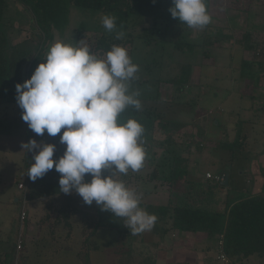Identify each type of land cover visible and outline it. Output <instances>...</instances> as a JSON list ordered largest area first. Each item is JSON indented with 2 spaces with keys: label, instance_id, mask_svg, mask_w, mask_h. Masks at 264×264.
Masks as SVG:
<instances>
[{
  "label": "trees",
  "instance_id": "trees-1",
  "mask_svg": "<svg viewBox=\"0 0 264 264\" xmlns=\"http://www.w3.org/2000/svg\"><path fill=\"white\" fill-rule=\"evenodd\" d=\"M211 1L205 0L209 15ZM236 1L242 0H233ZM13 2L21 5L32 16L38 44L35 47L26 46L36 43L30 39L12 43L5 17L9 5L7 0H0V107L5 109L18 107L15 86L30 79L35 68L46 62V43L53 42L56 30H63L67 26L72 8H82L116 18V30L110 34H100L96 37L94 45L89 46L98 57H103L113 45L125 48L126 44L132 47L134 43H139L152 50L161 51V57L167 59L166 61L156 60L144 65L134 62L131 52L128 51L132 62L145 71L142 77L136 74L138 78L131 82V87L142 90L138 96L140 102H158L161 100L162 86L169 85L171 87L169 102L190 108L193 112L192 119L197 120L199 114H202L201 110H205L201 109L199 104L209 95L200 82L194 85L191 83L194 67H199L202 62L198 64L175 62L172 61V53L195 54L201 50V59H210L221 54L224 44L232 41L242 52L249 53V59L242 57L238 62L236 80L240 82L246 80L255 87L260 72L264 70V42L257 39L258 35L255 32L225 34L223 27L210 24L203 29L189 28L185 23L171 17L169 8L172 7V0H13ZM252 3L247 5L246 11L250 10ZM236 7V11H243L240 5ZM134 16L137 18L134 22L140 18L151 21V27L146 29L144 35H140L137 41L131 38L129 32L134 24L133 22L131 25ZM86 30L83 24L75 30L77 43L86 36ZM117 32L124 33L121 39H116ZM166 49L169 56H165ZM155 66L160 67V70L157 71L158 75L152 76V69ZM246 97L255 100L254 96ZM205 111L207 113L208 109ZM10 119L8 113L0 117V134L9 133L12 123ZM128 119L139 122L145 130L142 137L146 152L143 169H146L147 176L146 179H142L143 184L155 183L163 187L167 193L166 202L162 205L140 201L141 208L157 216L151 231H157L162 237L174 231L206 234L207 239L204 243L208 255L205 264H221L215 262L214 257L210 255L218 250L219 236H222L224 253L235 264H246L252 257L264 258V167L260 168L262 178L260 192L251 194L255 179L249 171L244 172L248 175L251 185L248 189L242 190L241 197L231 200L228 191L230 173H224L228 175L226 187L209 179L203 181L190 179L189 156L193 143L192 140L190 142L178 140L184 137L179 135L180 132L193 124L192 122L167 120L164 113L144 107L142 103L140 110L126 108L120 114L119 122L126 123ZM235 131L233 142L220 141L217 145L218 149L230 152V164L237 159V154L243 152L247 141V136L243 135L242 121L237 123ZM62 132L63 129L61 133L52 137L45 131L40 137L41 145L55 146L54 161L63 156L66 148V145L60 143ZM155 148L160 151L159 154L153 151ZM197 150H200L199 146ZM259 155H264V147L258 152L249 153L247 161L250 162ZM33 156L27 157L26 161L28 202H43L46 210H50L46 219L53 215L54 223L68 230L72 228L73 218H78L84 236L82 251L78 256L82 258L84 264L89 262L88 250H98V244L93 238L102 229L113 230L116 234V238L110 242L111 251L117 257L114 264H154L151 259L140 262L132 260L133 245L139 241L141 235L132 234L125 218L116 217L110 211H102L101 206L95 202L92 205L85 204L75 191L70 194L61 192L58 183L61 174L55 171V166L42 178L30 180L27 174L34 163ZM106 175L110 173L103 171L102 177ZM121 175L128 177L129 180H140L136 179L138 177L134 178L135 174ZM90 180L91 176L86 174L85 182ZM53 209H56V214ZM6 260L7 256L4 254L3 264H7ZM2 261L0 259V262Z\"/></svg>",
  "mask_w": 264,
  "mask_h": 264
},
{
  "label": "rangeland",
  "instance_id": "rangeland-1",
  "mask_svg": "<svg viewBox=\"0 0 264 264\" xmlns=\"http://www.w3.org/2000/svg\"><path fill=\"white\" fill-rule=\"evenodd\" d=\"M252 1L253 0H242L241 2H233V0H214L211 1V6L214 8L217 7V9H219L218 12H221L220 14L223 13L226 15V18H229L233 17V15H237V11L235 10L237 9L236 6L240 5L244 11L246 6L252 3ZM7 3L9 5V10H7L5 17L8 23L7 26L9 25L7 32L11 36L12 43H18L23 39H30L36 43L28 44L26 46L35 47L38 44V39H36L38 35L35 31V24L32 16L21 5L14 4L13 0H7ZM103 16L104 14L102 13H92L82 8H72L67 26L63 30H56L54 32L53 42L46 43L45 56L47 55L50 46L57 41L65 44H72L73 46H77L79 42L83 41L84 44L91 46L94 45L93 43L96 37L100 34L113 33L114 31L108 32L103 27ZM216 16H218V13ZM243 17L244 16H242V19H244ZM135 19H137L135 16L132 17L133 21H131V25ZM81 24L87 29L86 36L77 43L75 30ZM150 27L151 21L140 18V20L135 21L129 29L131 38L134 41H137L140 35H144V31ZM232 27L238 29L235 24H233ZM125 48L127 49V52H131L132 59L137 64L144 65L153 63L156 60H167L162 59L161 51L152 50L139 43H134L132 47H130V44H126ZM165 52V56H169L168 49H166ZM200 52L201 50L199 53L196 52L195 54L174 52L172 53L171 58L172 61L175 62H188L195 64L202 62L199 67H194V76L192 75L191 83L194 85L200 82L208 94L211 92L212 95H207L203 98L199 106L201 109L206 110V107L211 106V102L213 104H222L225 102L224 106L221 107L224 118L226 119V127L221 125L220 127H211V121L215 118L213 114H211V111L206 113L205 110H201L202 114H199L197 120L195 118L192 119L193 112L190 108L169 102V95L171 92V87L169 85L162 86L160 101H142L141 103L144 107L152 108L157 112L164 113L167 120L193 123L180 132L179 135L184 137L181 139L177 138L179 139L178 141L190 142V140H192L193 143L192 152L189 156L190 179L193 181H203L207 179L205 176L206 173L217 175L218 173L224 174L225 172H228L233 180L238 176V178L235 179L237 184H233L236 187L232 185L231 180L228 188L229 199L236 200L243 195L242 190L244 191L245 189H248L251 185L248 181V175L242 174V171L246 172L245 170L249 167V171L252 173L250 164H252L253 160L249 162L247 161V157L249 153L258 150V143H252L256 138L255 133L250 126H245V128L243 126V135H249L252 142H247V147L244 148L241 154H237V159L232 162V164L229 163L230 152L228 150L218 149L217 145L220 141L231 143L235 140V129L240 119H243L245 116L247 118L258 116L255 115L256 110L255 112H252V114L248 113L251 105L254 109L257 108L258 101L248 97H240V94L242 95L244 93V88L242 82L235 79L238 74L236 69L237 66H231L227 60L228 56L224 51L221 52V54L216 55L217 57L213 56V60L201 59ZM138 68V75L142 77V73H145V71L139 66ZM159 70L160 67L155 66L152 69V76L158 75L157 71ZM145 77L146 76L143 74V78ZM232 78L235 79L234 82H232ZM130 91L140 92L142 90L133 86L130 88ZM248 92H250V90ZM228 93H230V98L227 101H225L226 99L220 101L221 96L227 95ZM214 94H218L216 98L214 97ZM235 106H240V114L237 118L232 116L230 111L233 107L235 108ZM7 113L11 117L10 120H12V123H10L11 126L9 127V133L5 135L0 134L1 261L5 254L7 256V264H84L82 258L78 256V253L82 251V242L84 239L78 218H73L72 228L68 230L61 225H56L53 219L54 216L51 214L50 218L47 220L46 217L50 210L47 211L45 207L42 209L40 205L34 206V210L31 213H28V203L26 218L20 227L19 216L21 204L18 200L17 203H15L12 202L11 199L15 196H17V198L21 196L22 192L18 190V185L20 183H23L26 188L27 157H32L39 150L34 149L29 151L23 146L30 140H34L37 144L41 145V135L35 134L29 129L27 123L21 119L23 110L19 106L15 109L12 107L7 109L0 107V117ZM197 146L200 147V150H197ZM153 151L157 154L160 153L156 148ZM146 172V169L143 168L136 172L129 170L127 174H135L136 176L134 178L138 177L136 179H140L136 181L129 180L128 177H124L121 174H118L115 179L122 180L127 187L142 194L140 201L148 203H153L151 201H155V204H164L166 202L165 195L156 196L154 197L155 200L150 197H147L146 199L147 186L143 184L144 180L142 181V179L147 176ZM239 175L243 176L241 177ZM225 177L226 175L224 176V179ZM25 190L27 194V188ZM158 190L161 191V189ZM259 192V188H256L254 185L251 194H258ZM53 204L56 205L55 201H53ZM53 210L54 214H56V209ZM20 232L22 237L21 239H18ZM140 235L139 238H142V241H136L133 245L132 260L135 262H140L144 259H151L154 264H158L160 263L158 261V257H160L159 251L165 249L163 252L166 254V259H160V261H164L162 264H178L180 261L184 260H182L181 257L174 255L179 252L181 253L182 251V254L185 253V248L190 245V242L192 241L191 239L188 240V242L185 240L186 242L183 241V246L178 247V237H176L174 242L173 239L175 238H172L171 236L170 238H166L165 236L162 237L157 234V231L151 230L140 233ZM115 238L116 234L113 230H99L93 238L98 244V250H88L89 262L86 264H114L117 257L111 251L110 242ZM194 240L197 241L199 239ZM19 242H21V248L18 249L17 243L19 244ZM213 252L214 253L210 255L214 257L215 262H217L215 258L217 252ZM0 264H3V261L0 262ZM185 264L190 263L188 262ZM246 264H264V258L259 259L257 257H252Z\"/></svg>",
  "mask_w": 264,
  "mask_h": 264
},
{
  "label": "clouds",
  "instance_id": "clouds-1",
  "mask_svg": "<svg viewBox=\"0 0 264 264\" xmlns=\"http://www.w3.org/2000/svg\"><path fill=\"white\" fill-rule=\"evenodd\" d=\"M171 17L189 28L203 29L211 23L205 0H172ZM106 31L116 30V18L104 15ZM116 33V39L123 37ZM139 68L127 49L113 45L103 57L94 54L83 41L77 46L57 41L50 46L46 62L40 63L30 79L15 86L16 101L23 110L21 119L37 135H60L66 145L61 158L54 161L55 146L30 140L23 147L33 156L28 177L35 181L55 166L61 174L60 191H75L87 205L126 219L133 235L150 231L157 216L140 207L141 195L129 188L118 174L127 175L143 168L144 127L133 119L120 123L126 108L141 109L138 91H130ZM110 175L102 177V172ZM91 176L85 182V175Z\"/></svg>",
  "mask_w": 264,
  "mask_h": 264
},
{
  "label": "crops",
  "instance_id": "crops-1",
  "mask_svg": "<svg viewBox=\"0 0 264 264\" xmlns=\"http://www.w3.org/2000/svg\"><path fill=\"white\" fill-rule=\"evenodd\" d=\"M212 1H214V0H212ZM254 1H252L253 3L250 7V10L246 11V9H247L246 8V9H244V11H237L236 12L237 15H233V17H229V18H226L225 17L226 15H224L223 13L220 14L221 12H218L219 9H217V7L214 8L213 6H211L212 9L210 10V16H211L210 25L215 26V27L216 26L223 27L225 34H232L233 32H235V34L239 35V34L243 33L244 31L255 32L258 35L257 39L263 43L264 42V0H257L255 2ZM217 13H218V16H216ZM242 16H244L243 17L244 19H242ZM233 24H235L236 28H238V29H234L232 27ZM222 51H224L227 54V56H228L227 60L229 61V63L231 64L232 67L238 66V62L240 61V59H242V57H243V59H249V53L248 52H242L240 47L238 45H235L232 41L225 43ZM212 58L213 57H211L210 60H213ZM231 80H232V82L235 81V79H233V78ZM241 82H242L243 88H244V93L242 95H244V97H246L247 95L248 96H254L255 100L258 101L257 108L254 109L253 106L251 105L249 107V112H248V113L252 114V112H255V110H256L255 115H258V116L253 117V118H251V117L247 118L245 116L243 119H240V121H242V123H243L244 128H245V126H250L252 128V131L255 133V137H256L252 142L249 135H247V141H246L245 147H247V142L258 143V145H259L258 150L253 151V152H258L264 147V70L262 72H260L259 77H258V83L255 87L248 84L246 80L241 81ZM249 90H250V92H248ZM229 94L230 93H228L227 95H222L220 98V101L225 100V99H226L225 101H227L230 98ZM210 95H212L211 92L209 93L208 96H210ZM217 95L218 94H214V97L216 98ZM224 103L213 104L211 102V106L206 107V109H208V111H211V114H213V116L215 117L214 120L211 118L212 119L211 123H213L214 127H217V126L220 127V125L226 127V119L224 118L222 107H221V106H224ZM239 107L240 106H235V108L233 107L230 110L232 113V116H235V118L239 117V114H240V108ZM213 126H211V127H213ZM250 165H251L250 168H251V172H252L251 174H252L253 178L255 179V187L259 188V190H261L262 178H261V174H260V168L264 167V155H259L256 158H254L252 164H250ZM255 170H257V171H255ZM245 171L248 172L249 167ZM240 173H241V171H240ZM242 174H244L243 171H242ZM239 176L242 177L243 175H239ZM237 178H238V176L236 178H234V180H233L231 177L232 185L237 184L236 180H235ZM145 185L147 186L146 199H147V197H150V198H153V200H155L154 197H156V196L158 197L161 195H165L167 197L166 190L163 187H160L159 185L157 186L155 183H148ZM233 186H235V185H233ZM158 189H161V191H159ZM15 199L17 200V196L13 197V199H11V201L15 202ZM151 202H153V203H150V204H155L154 203L155 201H151ZM28 203H29L28 213H31L34 210V206L40 205L42 209L44 207L43 202H41V201H30ZM34 203H35V205H34ZM162 204H160V205H162ZM170 236L172 238H175V239H173L174 242L176 240V237H178L177 238V240L179 241L178 247L183 246V243H184L183 241L186 240L188 242V240H190V239L192 240L190 242V245H188L185 248V251H186L185 253L182 254V252H183L182 251L181 253L179 252V253L174 255V256L181 257L182 260H184V261H180L178 264H185L188 262L190 264H205V259H206V256L208 255V253L205 252L206 244L204 243L205 239H207L206 234H204V233L186 234V233H179V232L174 231V232L167 234L165 237L170 238ZM180 238H184V239H180ZM194 239H199V240L196 241ZM139 241L141 242L142 238H140ZM163 250H165V249H162V251H159L160 257H158V261L160 263H158V264H162L164 262V261H160V259L161 260H163L164 258L166 259V254H165V252H163ZM189 260H191V261H189ZM166 261H165V263H166Z\"/></svg>",
  "mask_w": 264,
  "mask_h": 264
},
{
  "label": "built area",
  "instance_id": "built-area-1",
  "mask_svg": "<svg viewBox=\"0 0 264 264\" xmlns=\"http://www.w3.org/2000/svg\"><path fill=\"white\" fill-rule=\"evenodd\" d=\"M205 176L207 179L213 180L216 183H222L224 181V175H219V174L212 175L210 173H206ZM25 189L26 188L23 183H20L18 185V190L22 192L21 196L17 198L18 202L21 204V210H20V216H19L20 227L24 223V220L26 218V211H27V205H28V199H27V194H26ZM18 237H19L18 239H21L22 237L21 232L19 233ZM217 246H218V250L216 254V260L221 264H235L234 262L230 260V258L223 251L222 236H219V242ZM17 248L18 249L21 248V242H19V244L17 243Z\"/></svg>",
  "mask_w": 264,
  "mask_h": 264
},
{
  "label": "water",
  "instance_id": "water-1",
  "mask_svg": "<svg viewBox=\"0 0 264 264\" xmlns=\"http://www.w3.org/2000/svg\"><path fill=\"white\" fill-rule=\"evenodd\" d=\"M228 185V175H226V177H225V179H224V181H223V183H222V186H227ZM15 203H17V200L15 199Z\"/></svg>",
  "mask_w": 264,
  "mask_h": 264
}]
</instances>
